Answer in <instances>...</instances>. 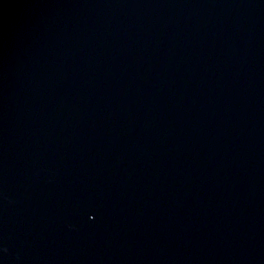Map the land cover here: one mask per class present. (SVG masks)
Masks as SVG:
<instances>
[{"label":"water","instance_id":"95a60500","mask_svg":"<svg viewBox=\"0 0 264 264\" xmlns=\"http://www.w3.org/2000/svg\"><path fill=\"white\" fill-rule=\"evenodd\" d=\"M0 264H264V0H0Z\"/></svg>","mask_w":264,"mask_h":264}]
</instances>
